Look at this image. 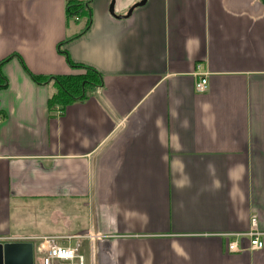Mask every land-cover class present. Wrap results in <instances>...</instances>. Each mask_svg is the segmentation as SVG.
I'll return each mask as SVG.
<instances>
[{"label":"crops","instance_id":"crops-1","mask_svg":"<svg viewBox=\"0 0 264 264\" xmlns=\"http://www.w3.org/2000/svg\"><path fill=\"white\" fill-rule=\"evenodd\" d=\"M69 1L86 8L70 19ZM141 1L0 0V241L68 225L90 240L81 264H264L221 237L253 218L264 234V3L146 0L121 18ZM71 63L103 85L51 111L56 85L32 77L85 73Z\"/></svg>","mask_w":264,"mask_h":264},{"label":"trees","instance_id":"trees-1","mask_svg":"<svg viewBox=\"0 0 264 264\" xmlns=\"http://www.w3.org/2000/svg\"><path fill=\"white\" fill-rule=\"evenodd\" d=\"M264 3V0H261ZM86 8V5L69 1L67 3V15L68 17L75 18L80 14V10ZM91 19H89L90 21ZM89 25V24H88ZM73 68H80L85 71L82 75H71L56 78H41L32 77L33 81L37 84H46L53 82L57 87V92L49 100V107L63 112L65 108L74 103H79L87 98V91L91 87H100L103 85L101 75L95 72L93 69L86 68L84 66H77L71 63Z\"/></svg>","mask_w":264,"mask_h":264},{"label":"built area","instance_id":"built-area-1","mask_svg":"<svg viewBox=\"0 0 264 264\" xmlns=\"http://www.w3.org/2000/svg\"><path fill=\"white\" fill-rule=\"evenodd\" d=\"M195 90L199 94H205L209 90L208 78L206 75L199 77L195 85ZM222 238L228 241L229 253H242L247 250L258 251L264 248V234L257 229L256 218L252 220V227L243 233L225 234ZM246 243L248 245H246ZM44 254L43 264H53L55 261L73 262L75 260L83 263V257L79 256L74 249L69 246L46 245L41 249Z\"/></svg>","mask_w":264,"mask_h":264},{"label":"rangeland","instance_id":"rangeland-1","mask_svg":"<svg viewBox=\"0 0 264 264\" xmlns=\"http://www.w3.org/2000/svg\"><path fill=\"white\" fill-rule=\"evenodd\" d=\"M29 221H31L37 225V226L33 225V227H31L32 226L31 225L30 228L27 229V230H31V232H33V233L43 232V231H41V229H42L41 225H47V222H46L44 216H39V215L31 216L29 218ZM18 227H21V226H18ZM66 228L67 229L65 232L60 231V233H58V234L53 233L52 229L50 231H47V228H46L45 234L40 235L43 237L34 236V238H29V237H31V235H24V234L21 235V233H20L19 235H14L12 238H9L7 240L3 239L2 241H0V244L32 242L34 244V247H35V252H34L35 253V264H43L44 254L42 253L41 249L46 247V245H48V244H50L51 246H69L72 249H74L79 244H82V243L87 244V242L88 243L90 242V240H88V239L87 240H81V239H79L80 237L77 238V236L75 237L72 234H70L69 230L70 229L73 230L72 227L70 228V226L67 225ZM80 236L83 238L84 237L88 238L89 234H82ZM75 240H76V242H75ZM83 259H84V257H83ZM54 264H81V262L78 260H75V262H73V263L55 262Z\"/></svg>","mask_w":264,"mask_h":264},{"label":"water","instance_id":"water-1","mask_svg":"<svg viewBox=\"0 0 264 264\" xmlns=\"http://www.w3.org/2000/svg\"><path fill=\"white\" fill-rule=\"evenodd\" d=\"M145 3L146 0H142L130 9L126 17L121 18L129 17L135 8L141 7ZM110 13L112 16H116L114 13V2L110 6ZM34 252L35 247L32 242L0 244V264H35Z\"/></svg>","mask_w":264,"mask_h":264}]
</instances>
